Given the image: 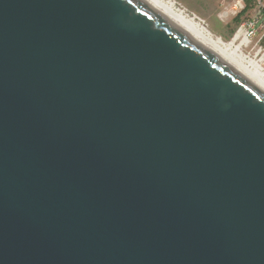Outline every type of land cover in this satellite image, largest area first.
<instances>
[{"label":"water","instance_id":"obj_1","mask_svg":"<svg viewBox=\"0 0 264 264\" xmlns=\"http://www.w3.org/2000/svg\"><path fill=\"white\" fill-rule=\"evenodd\" d=\"M0 264H264V72L171 0H0Z\"/></svg>","mask_w":264,"mask_h":264},{"label":"built area","instance_id":"obj_2","mask_svg":"<svg viewBox=\"0 0 264 264\" xmlns=\"http://www.w3.org/2000/svg\"><path fill=\"white\" fill-rule=\"evenodd\" d=\"M245 7V0H234L231 13L236 16ZM228 42L241 44L240 54L264 72V0H256Z\"/></svg>","mask_w":264,"mask_h":264},{"label":"rangeland","instance_id":"obj_3","mask_svg":"<svg viewBox=\"0 0 264 264\" xmlns=\"http://www.w3.org/2000/svg\"><path fill=\"white\" fill-rule=\"evenodd\" d=\"M234 0H176L178 6L197 17L206 27L226 41H230L238 23L231 13Z\"/></svg>","mask_w":264,"mask_h":264},{"label":"trees","instance_id":"obj_4","mask_svg":"<svg viewBox=\"0 0 264 264\" xmlns=\"http://www.w3.org/2000/svg\"><path fill=\"white\" fill-rule=\"evenodd\" d=\"M245 3H246L245 9L241 13H239L234 19L238 23V25L245 17L248 16L249 12L254 8L256 4V0H245Z\"/></svg>","mask_w":264,"mask_h":264},{"label":"bare ground","instance_id":"obj_5","mask_svg":"<svg viewBox=\"0 0 264 264\" xmlns=\"http://www.w3.org/2000/svg\"><path fill=\"white\" fill-rule=\"evenodd\" d=\"M173 1L175 4H177L178 2H176V0H171ZM179 4V3H178ZM177 4V5H178ZM186 10V9H185ZM194 17V16H193ZM197 19V17H195ZM201 22V21H200ZM202 23V22H201ZM221 38V37H220ZM223 39V38H221ZM224 40V39H223ZM226 43H228L231 47H233L235 50H237L240 53V49H241V44H235L234 42H228L226 40H224Z\"/></svg>","mask_w":264,"mask_h":264}]
</instances>
